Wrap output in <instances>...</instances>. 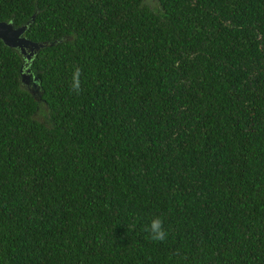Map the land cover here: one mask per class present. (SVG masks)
Instances as JSON below:
<instances>
[{
    "label": "trees",
    "instance_id": "1",
    "mask_svg": "<svg viewBox=\"0 0 264 264\" xmlns=\"http://www.w3.org/2000/svg\"><path fill=\"white\" fill-rule=\"evenodd\" d=\"M0 19L48 41L31 89L0 39V264H264V0H0Z\"/></svg>",
    "mask_w": 264,
    "mask_h": 264
},
{
    "label": "water",
    "instance_id": "2",
    "mask_svg": "<svg viewBox=\"0 0 264 264\" xmlns=\"http://www.w3.org/2000/svg\"><path fill=\"white\" fill-rule=\"evenodd\" d=\"M32 16L33 14H31V17ZM26 22L14 25L11 20L0 19V39L3 43L16 48L21 53V55L24 54L25 58L28 59L34 50L44 45L48 41L35 40L27 37L23 33L27 25ZM23 72H21L20 66V78H22Z\"/></svg>",
    "mask_w": 264,
    "mask_h": 264
},
{
    "label": "clouds",
    "instance_id": "3",
    "mask_svg": "<svg viewBox=\"0 0 264 264\" xmlns=\"http://www.w3.org/2000/svg\"><path fill=\"white\" fill-rule=\"evenodd\" d=\"M81 69L79 67H74L72 73V84L71 87L73 91L77 94L81 91ZM150 233V238L154 241H162L166 239L167 232L163 227V220L160 217H156L151 220L150 225L146 229Z\"/></svg>",
    "mask_w": 264,
    "mask_h": 264
},
{
    "label": "flooded vegetation",
    "instance_id": "4",
    "mask_svg": "<svg viewBox=\"0 0 264 264\" xmlns=\"http://www.w3.org/2000/svg\"><path fill=\"white\" fill-rule=\"evenodd\" d=\"M28 51V50H27ZM22 59H23V62L21 63L22 65H21V72H23L25 69H27V67H26V62H27V58H25V55L24 54H22ZM23 66V67H22ZM22 78H24V79H31V77L29 76V71H24L23 72V75H22Z\"/></svg>",
    "mask_w": 264,
    "mask_h": 264
},
{
    "label": "rangeland",
    "instance_id": "5",
    "mask_svg": "<svg viewBox=\"0 0 264 264\" xmlns=\"http://www.w3.org/2000/svg\"><path fill=\"white\" fill-rule=\"evenodd\" d=\"M21 81L23 82L24 85L31 87V89H35L36 82L33 79L29 80V79L21 78Z\"/></svg>",
    "mask_w": 264,
    "mask_h": 264
}]
</instances>
